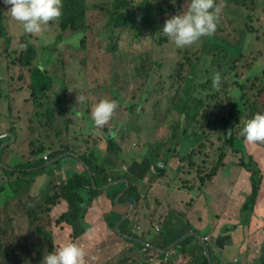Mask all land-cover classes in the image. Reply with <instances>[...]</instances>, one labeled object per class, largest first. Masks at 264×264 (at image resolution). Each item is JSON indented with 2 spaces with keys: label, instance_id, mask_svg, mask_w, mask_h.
<instances>
[{
  "label": "rangeland",
  "instance_id": "obj_1",
  "mask_svg": "<svg viewBox=\"0 0 264 264\" xmlns=\"http://www.w3.org/2000/svg\"><path fill=\"white\" fill-rule=\"evenodd\" d=\"M142 1V0H135ZM154 2L161 1L165 3V0H152ZM176 0H172L171 4L176 5ZM87 8L89 9L90 22L94 21L98 23L103 22V26H106L108 19H110L113 11V4L115 0H86ZM187 3V1H185ZM8 5L4 4V22H6V30L10 35V42L8 43V51L4 52L6 42L4 39H0V131L10 133L15 138L14 132H16V138L12 141L8 140V144L5 145L6 149L2 153L8 161H4L5 164L10 163L14 167H18L20 171H23L26 164L27 154L31 149L36 150L39 145V135H51L57 136L59 133L55 132L62 124L58 122L57 125H50L51 129L40 127L41 120H46L45 109L47 103L51 104L55 108L59 109V106H55V102L59 103L61 107H64L65 101L67 102V108L84 111L89 118L91 117L92 107L90 109L91 102L88 98L83 99V103L79 99L76 100V92H84L95 94L93 99L100 100L101 98L113 99L117 102V107L114 110L111 118L105 125H112L116 121L135 120V123H128V127L132 125H139L141 128L142 142L148 143L154 134V127H161L166 122V114L168 109L172 110V117L169 118V122L177 124L178 116L175 115V109H173L172 99L179 92L181 86L180 82H177L174 78L175 72L182 73L184 76L189 74L188 70L191 67L188 65L186 68L181 67V62L184 61L183 51L185 49L193 48L197 53L201 55V59L198 61V66L194 70L192 76V89L191 92L194 97L203 99L207 104L211 102L210 96L221 94V98H225L226 95H233V99L240 98L236 82L246 80L248 86L252 82L256 81V76H262L260 74H253V70L257 65H261L264 62V1H261L257 7V10L253 14V21H248V25L245 23L244 18H239L231 11L230 18L227 20L229 23V29H227L222 36L226 37L233 44H237V41L242 38L244 32L249 31V23L254 27V31L249 33L247 40L245 41V47L240 51H244V55L238 58L236 64L231 65L232 60H236L237 54L234 53L235 49L231 48H217L213 45H207V37L205 39H199L191 45L176 47L174 43L168 38L161 29L163 24L159 25V30L155 34L156 38H153L149 31H142V35L136 37L134 32L130 29H117L114 34H107L106 29L102 26L100 30H95L93 35L86 38L88 50H84L80 44V34L71 36V33H66L60 38L59 28L57 25V19L49 21L46 26L43 27L41 33L30 34L24 33L20 22L11 18L7 12ZM222 10V7H220ZM226 14V13H225ZM245 15L249 12L244 10ZM167 38V41L158 43L163 37ZM26 37L35 45L38 55L33 65H42L48 60L49 53H52L51 64L45 66L51 72L56 74L59 78L56 81L48 95L50 99L46 101L41 96L38 100L33 102L30 97V93L27 90L29 73L27 69L12 63V58L18 56L22 49L18 48V44L26 40ZM112 42L116 44V51L109 53L104 46H108V43ZM24 43V42H23ZM243 45V46H244ZM238 53V52H236ZM215 72H219L221 80L219 87H215L212 84V76ZM226 76V77H225ZM225 77V78H223ZM184 79V78H183ZM62 80V81H61ZM94 80L93 84L83 85L84 81ZM178 81H182L179 78ZM102 83V85L100 83ZM228 84L229 86H227ZM65 86L64 91L60 90V87ZM259 82L256 83V87L249 91L250 97L257 96ZM58 92V98L55 101L53 95ZM219 99L216 100L219 103ZM47 102V103H44ZM132 109L127 108V103ZM227 102V101H226ZM130 113V116L125 113ZM209 115L203 117V110L198 114L197 119L200 120L199 124H194V130H205V137L203 141H199L206 144V147L200 150V147H195L192 152L195 153V164L183 166V172L187 170H193L198 180L196 183L190 182L191 186H194V191H198L196 188L203 180V185H207V194H214L216 197H220L221 188L223 185L229 182L234 174L226 169H223L227 165L230 167H236L234 164L241 163L242 154H236L232 152V149L225 144V135L222 130L209 128L206 124L213 123L217 119L218 110L208 109ZM57 116L60 113H56ZM63 118L66 119L65 115ZM249 116L242 118L244 123ZM60 119V117L58 118ZM64 119V120H65ZM76 124L83 123L77 122L78 118L72 119ZM68 121V119H66ZM44 124V123H43ZM49 126V127H50ZM235 126V125H234ZM242 125L233 127V134L240 135V129ZM151 127V130H145ZM14 132H9L10 129ZM38 131V133H36ZM193 130H191L192 132ZM195 134V132H194ZM66 136L65 134H63ZM69 137H72V132H69ZM60 137L58 136V140ZM74 139V138H72ZM71 139V140H72ZM67 141L64 143L68 144ZM87 142H98V138L88 140ZM156 142V141H154ZM198 142V143H199ZM17 147L14 148V145ZM4 145V144H3ZM3 145L1 147H3ZM250 154L254 155L256 161L264 163V143H248L245 142ZM261 147H260V146ZM0 147V148H1ZM181 148V147H180ZM222 148H225L227 157L224 159V166L219 170L218 175L210 179L208 176L214 174L213 167L221 159L223 153ZM163 149V146H162ZM47 155V154H46ZM23 156H26L24 158ZM3 157V158H4ZM1 159V157H0ZM2 162L0 165L3 166ZM49 163V162H47ZM240 165V164H239ZM241 166V165H240ZM242 167V166H241ZM2 167H0L1 170ZM108 170V169H107ZM109 171V170H108ZM206 171V172H205ZM200 172H205L200 174ZM218 176V177H217ZM15 178H18L16 175ZM216 178V179H215ZM28 181L32 182L36 179L35 176H28ZM215 179L212 183L211 181ZM233 179V178H232ZM234 180V179H233ZM34 185H37L34 183ZM44 186V185H43ZM43 186L41 188H43ZM47 189H43L41 196ZM42 197L36 199L30 205L31 208H40L45 206V201H49L52 198L49 196L46 200ZM0 221L4 230L7 231V235L2 239L5 243H12L14 241V230L18 235L20 229L12 228L11 220L15 217L18 220V224L29 223L24 217L26 211L20 206L13 205L11 202L7 203L4 207H0ZM28 218V217H27ZM36 220V218H34ZM30 224V223H29ZM28 224V225H29ZM9 232V233H8ZM20 236H23L20 234ZM19 236V237H20ZM30 239L25 237L21 240ZM114 241L112 239H105L98 245H95L93 249L104 248V244ZM33 242V241H32ZM54 242V241H53ZM32 244V243H31ZM30 244V245H31ZM29 245V246H30ZM117 248L120 246V240L117 237ZM59 247L53 244L54 250ZM30 247L22 249V254H28ZM30 252V251H29ZM48 253V249L43 251V255ZM11 261L5 262L3 256H0L1 264H40L43 258L42 256H27L23 262V256H16L15 252L9 251ZM127 254V252H126ZM263 254V253H262ZM123 257V255L121 256ZM84 264H109L98 258V255L92 254L86 255L84 258Z\"/></svg>",
  "mask_w": 264,
  "mask_h": 264
},
{
  "label": "trees",
  "instance_id": "obj_2",
  "mask_svg": "<svg viewBox=\"0 0 264 264\" xmlns=\"http://www.w3.org/2000/svg\"><path fill=\"white\" fill-rule=\"evenodd\" d=\"M163 3L161 1H152V0H115L113 4V11L110 19H108L106 26H103V22L99 21L95 23L94 21L90 22V14L89 9L87 8L86 0H62V9L61 16L57 19V25L59 28V36H62L66 33H71V36L75 38L73 35L80 34L79 44L84 50H88L86 45L88 44L86 38L90 35H93L95 30H100L102 26L106 29L107 34H114L117 29H130L134 32L136 37L142 35V31H149L153 38L155 34L159 30V25L163 24L165 19L170 16L176 14L177 12H182L188 6L189 0H176V5H172V0H165ZM187 1V3H185ZM264 0H215V3L222 7V10L219 13V19L217 23V27L215 31L207 37L206 40L207 45H213L219 49L221 48H231L235 49V54H237L236 60H232L231 65L236 64L238 58L243 57L244 51H240V49L245 47V41L249 33L254 31V27L249 23V31L244 32L242 38L237 41V44H233L226 37L222 36L223 33L229 29V23L227 20L231 19L230 14L231 11L233 14L237 15L239 18H244L245 23L248 25V21H253V14L257 10L259 3ZM244 10L249 12L248 15L243 14ZM226 13V14H225ZM4 3L0 0V39H4L6 42V46L4 52L8 51V43L10 42V35L6 30V22H4ZM200 39H205L201 37ZM162 41H167L166 36L158 41L161 44ZM23 42L26 44V47L22 49L21 53L12 58V63L17 64L25 69H27L29 73V80L27 90L30 93V97L35 102L38 100V97H43L46 101L50 99L48 95L51 90L53 84L59 80L58 76L51 72L47 67V65L52 62V53L47 54L48 60L44 62L42 65H33L34 61L37 58L38 51L27 37L26 40L23 39ZM244 45V46H243ZM107 52L113 53L116 51V44L112 42L108 43V46H104ZM238 52V53H236ZM184 61L181 62V67L186 68L188 65L191 67L188 76L183 75L181 72H175L174 78L177 82L181 83L179 88V92L173 97V109H175V115L178 116L177 124H173V122H169V118L172 117V110L168 109L166 114V122L161 125V129L156 135L154 141L158 144V149L162 151V146L165 152L168 153L174 152L176 146H182L183 142L188 141L191 146L200 147V150L206 147L205 143L199 142L203 141L205 137V130H194V124H199L200 120L197 119L198 114L203 110V117H207L209 115L208 109H216L218 110L217 119L213 123L206 124L209 128L222 130L221 132L225 135V144L228 145L233 153L242 154L240 165L244 167L248 172L251 173V185L252 191L248 195L247 202L243 207L244 212L247 215H250L255 210H252L254 206H256L261 187L264 181V172L261 166V163L257 162L254 155L250 154L248 147L245 145V140L242 135L232 133L233 127L238 126L239 124L243 127L244 123H242V118L246 115L251 118L255 114H264V77L256 76V81L252 82L250 86H248L246 80L237 81V89L240 93V98L233 99L234 97L231 95H226L225 98H221V94L210 96L211 102L209 104L206 103L205 100L194 97L192 94V76L193 71L196 70L198 66V61L201 59V55L197 53L193 48L185 49L183 51ZM264 75V62L253 70V74ZM226 77V76H225ZM223 77V78H225ZM179 78H182V81H178ZM184 78V79H183ZM62 81V80H61ZM259 82L258 93L257 96L250 97L249 91L253 90L256 87V83ZM94 80H87L83 82V85L87 86L93 84ZM100 83V82H99ZM102 85V83H100ZM229 86L228 84H226ZM65 86L60 87V90L64 91ZM58 92H55L53 95L55 97V101L58 98ZM79 91L76 92L75 97H79ZM219 99V103L216 100ZM227 101V102H226ZM83 103V100L81 101ZM47 103V102H44ZM55 106H59V109L55 108L51 104L47 103V107L45 109L46 115V124L49 126L55 122L57 119L56 113H60V115H65L63 118L64 123L68 126L66 129L68 131L74 130V117L77 119L78 114L82 111L71 109L69 115L67 109V102L65 101L64 107H61L59 103L55 102ZM61 116V117H62ZM248 118V119H249ZM65 119V120H64ZM43 120H41L42 122ZM235 125V126H234ZM229 129L231 131L229 132ZM191 130H193L191 132ZM9 132H14L13 128L9 130ZM195 132V134H194ZM232 133V134H231ZM16 137V132H14ZM44 136H40V139H43ZM11 138L3 137L0 139V147L10 140ZM199 142V143H198ZM5 147L0 150V157L2 153L5 151ZM67 151L74 152L70 146L63 147V150H55L50 149L48 146L41 143L37 146L36 150H30V157L26 161L25 169L20 171L18 167H14L10 163L7 162L5 166L0 170V207H4L7 203L11 202L13 205L20 206L23 210L26 211V219L29 223L18 224V220L13 217L10 221L12 228L20 229L17 230L19 233L16 234V230H14L13 234L15 235L14 241L10 243H5L2 239L1 234L3 236L7 235V231L4 230L0 221V256H3L5 262L11 261V256L8 254L9 251L15 252L16 256H23L22 262L27 259V256H42L43 251L48 249V252L53 251V240L50 232L39 224V217L41 214H44L45 211L49 210L48 205H53L57 200L63 199L68 204V210L64 212L56 221L57 224L67 223L72 228V241L82 234H84L88 230V224L85 223V214L88 208L92 205L93 201L96 200L99 195L103 192V188L109 186L111 181L115 178L111 176L112 174L105 168L103 164H100L98 160L95 158L93 153L86 154L80 153L78 154L77 159L82 163L85 167L84 173H74L69 177H65V181L55 182V184L51 188L53 189L52 199L45 202V206L40 208H31L30 205H33L32 202H35L36 199L32 196V185L31 181L29 182L28 176H37L40 173H44L48 168H52L59 164V161H56ZM182 151V150H181ZM223 153L221 154V159L216 162L213 167L214 174L208 176L212 179L216 176L219 170L224 166V159L227 157V152L225 148H222ZM48 153V160L44 159V154ZM195 153L190 152L187 158V162L185 165H194L195 164ZM73 154V153H71ZM77 154V153H76ZM74 155V154H73ZM156 155L150 156L147 154L146 160L153 164L155 161ZM54 161L52 165L46 166L45 163L48 161ZM1 161V159H0ZM206 172V171H205ZM205 172H200L204 174ZM54 173H51L53 175ZM16 175L18 178H15ZM55 176V175H54ZM136 177L133 181L136 183L133 185V181L130 182L128 190L125 192L124 196L119 199V202H124L128 198L138 199L140 202L141 195L138 191V180ZM1 181H3L1 183ZM34 182V181H33ZM32 182V183H33ZM118 193L113 194L112 201H114L117 197ZM144 206V205H143ZM252 207V208H251ZM246 215V216H247ZM245 216V217H246ZM1 217V213H0ZM36 218V220L34 219ZM185 225H187L188 230L191 229L190 221L187 217L184 216ZM105 220L110 229H114L115 223L111 222L110 215L105 216ZM250 220V218H249ZM29 224V225H28ZM130 225V219H126L122 222L119 232L125 234L127 236L132 235L133 233L127 231L126 229ZM158 232V246L156 249L147 247L149 251H157L158 257L162 262L160 264H166L163 262L166 253L169 252V247L174 243L175 238L171 237L169 232ZM9 233V232H8ZM23 235V236H20ZM20 236V237H19ZM134 236V235H132ZM136 236V235H135ZM25 237L30 239L21 240ZM139 238L138 236H136ZM135 237V238H136ZM192 238L196 239L195 236ZM192 238H187L182 243L176 245L174 247L177 253L184 254L186 253L184 260L187 259V262L191 264H210L209 258L206 255L205 248L201 242L196 243L195 246L191 248H187L189 242ZM141 239V238H139ZM33 241V242H32ZM32 243V244H31ZM31 244V245H30ZM30 245V246H29ZM137 248H146L145 244L136 243ZM25 247H30L28 254L23 255L22 249ZM172 251V250H171ZM136 256L130 257L124 253L123 257H121L120 261L123 264H129V260L137 262L135 259ZM141 257V256H138ZM142 257V262L140 264H150L148 262L147 254H144ZM264 259V255H263ZM1 261V260H0ZM1 264V262H0ZM38 264V263H37ZM121 264V263H120ZM167 264H180L174 261H170Z\"/></svg>",
  "mask_w": 264,
  "mask_h": 264
},
{
  "label": "crops",
  "instance_id": "obj_3",
  "mask_svg": "<svg viewBox=\"0 0 264 264\" xmlns=\"http://www.w3.org/2000/svg\"><path fill=\"white\" fill-rule=\"evenodd\" d=\"M84 94V92H80L78 96L82 95L88 98L91 102L90 109L91 107L93 109L99 100H93L96 97L95 94L86 93L87 96ZM127 105L129 110L132 109L133 106L129 102ZM70 111L71 109H68L67 115ZM125 113L130 116L129 111ZM61 116H57L53 123L55 125L58 122L62 123L55 131L59 134L55 137L49 134L45 135L38 143L39 145L43 143L48 148L55 150H63V147L70 146L75 153L65 152L56 160L59 161L58 165L52 168L47 167L44 173L37 175L31 184V194L35 199H38L42 197L40 191L47 189L42 199L46 200L49 196L52 198L54 192L51 183L53 186L56 181H65L66 176L84 173L85 167L76 157L80 153L85 152L90 155L93 153L98 162L109 170L115 179L111 181L109 186L103 188V192L88 208L85 214V223L88 224L89 228L74 240L85 250L86 255H98L100 260L109 264H123L120 261L121 256L128 252L132 259L136 256L135 259L138 263H143L142 257L145 258L144 254L147 251H144L145 248H137L136 243L145 244L146 247L157 250L156 247H159V244L156 226L160 225L162 228L160 233L165 230L164 232H169L171 237L175 238L174 243L169 247V251L178 250H174L176 245L195 236L196 239L192 238L186 247L191 248L196 245L197 241H206L208 238L206 243L210 248L213 264H264V254H262L264 248V181L256 206L252 209L255 208V210L250 217L244 212L243 207L252 191L251 173L241 167L240 163L234 164L236 167L227 165L223 168L227 172L230 169L231 173L234 174L232 177L234 180L229 178V182L223 185L220 197H216L214 194L208 195L207 187L210 181L207 185H203V180L199 179L201 184L196 187L198 191H194L195 185L191 186L190 182L196 183L197 176L192 173L193 170L191 169L183 172V166H185L194 145L188 149L185 148L187 153L183 158L181 157L183 143L182 146H176L174 152L168 153L164 149L160 151L154 139L161 127L155 125L152 138L144 145L139 125L127 126L128 123H135L134 119L130 122L119 120L112 125L97 127L93 123L92 116L89 118L82 111L78 114L77 122L82 121L83 123L76 124L75 122L74 130L68 131L66 128L69 125L64 123L63 116ZM59 117L60 119H58ZM40 123L41 129L43 127L48 130L51 129V126L49 125V127L45 121H40ZM151 129L148 127L145 130ZM69 132H72V137L68 136ZM8 136L11 138L9 141L17 139L10 133L7 135V133L3 134L2 130L0 131V139ZM58 136L60 137L59 140ZM38 138L40 139V135ZM94 138H98V142H87V139L92 140ZM67 139L69 145L64 143ZM7 144L8 141L4 143L2 148L6 147ZM16 147L17 144L14 145V148ZM46 154L48 155V153ZM147 154L152 157L154 154L156 155L153 164L146 160ZM3 157L1 156L0 162L8 161ZM23 157L26 158V156ZM29 157L28 152L26 160ZM48 162L45 163L46 166L52 165L54 161ZM261 166L264 172L263 162ZM51 173L54 174L51 175ZM219 174L217 175L219 176ZM136 177L139 178L138 191L142 194L140 202L132 197L124 202H119V199L128 190L130 182ZM132 183L134 185L136 181ZM42 186L43 188H41ZM115 193L118 195L112 201V196ZM130 199L134 200V206L129 204ZM48 206L49 210L40 215L39 224L50 232L56 246L72 241L71 226L65 222L56 223L57 219L68 210L66 201L59 199L55 204ZM108 214L111 222L115 223L113 230L108 227L105 220V216ZM184 216L190 221V230L185 225ZM126 219H130V225L126 230L132 232L134 236H127L119 232L122 222ZM113 237L115 243L111 241V248L110 242H107L104 244V248L96 251L93 249L95 245ZM117 237L120 240L119 248L115 245ZM180 255L185 257L186 253ZM157 258L160 264V259ZM132 259L129 260V264H135L131 261ZM179 263L191 264L187 262V259Z\"/></svg>",
  "mask_w": 264,
  "mask_h": 264
},
{
  "label": "clouds",
  "instance_id": "obj_4",
  "mask_svg": "<svg viewBox=\"0 0 264 264\" xmlns=\"http://www.w3.org/2000/svg\"><path fill=\"white\" fill-rule=\"evenodd\" d=\"M8 5L11 18L20 22L24 33L38 34L49 21L58 19L62 12V0H2ZM221 9L215 0H189L182 12L165 19L160 30L176 47L191 45L201 37L211 35L218 23ZM18 48L24 49L21 42ZM221 75L215 72L212 84L219 87ZM83 100L81 95L76 100ZM117 102L101 98L93 107L91 116L95 126L105 125L111 118ZM231 129H229V132ZM243 139L248 143H264V114H255L247 119L240 129ZM85 250L76 242H67L43 255L40 264H84Z\"/></svg>",
  "mask_w": 264,
  "mask_h": 264
},
{
  "label": "built area",
  "instance_id": "obj_5",
  "mask_svg": "<svg viewBox=\"0 0 264 264\" xmlns=\"http://www.w3.org/2000/svg\"><path fill=\"white\" fill-rule=\"evenodd\" d=\"M44 159L48 160L47 156L44 155ZM60 184V182L58 183V185ZM156 230L158 232H160L162 230L160 225L156 226ZM208 240V238H206V241ZM144 251H147V258H148V262L150 264H159V260H158V252L157 251H149L147 249V247L144 249ZM184 260V256H181L179 253H177L176 251H169L166 253V256L163 259V262H165L166 264L169 263L170 261H176V263L178 262H182ZM162 262V260H160V263Z\"/></svg>",
  "mask_w": 264,
  "mask_h": 264
},
{
  "label": "water",
  "instance_id": "obj_6",
  "mask_svg": "<svg viewBox=\"0 0 264 264\" xmlns=\"http://www.w3.org/2000/svg\"><path fill=\"white\" fill-rule=\"evenodd\" d=\"M232 134V133H231ZM183 149H182V153H181V157L183 158L185 155H186V151H185V148L187 147V149L191 146V144H189L188 143V141H186V142H183ZM2 148V147H1ZM3 166H4V164H3ZM3 181H1V183H2ZM134 200L133 199H130L129 200V204L130 205H132V206H134V202H133ZM133 209V208H132ZM116 229H117V227H116ZM202 244H203V246H204V248H205V251H206V254H207V256H208V258H209V261H210V264H213V259H212V255H211V251H210V248L208 247V245H207V243H206V241L205 240H202V242H201ZM263 254H264V248H263Z\"/></svg>",
  "mask_w": 264,
  "mask_h": 264
}]
</instances>
